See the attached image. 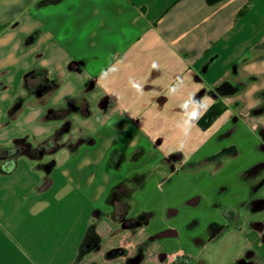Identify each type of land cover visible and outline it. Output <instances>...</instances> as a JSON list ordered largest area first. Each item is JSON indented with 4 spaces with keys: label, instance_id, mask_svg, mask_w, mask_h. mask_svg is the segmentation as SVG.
Instances as JSON below:
<instances>
[{
    "label": "crops",
    "instance_id": "crops-1",
    "mask_svg": "<svg viewBox=\"0 0 264 264\" xmlns=\"http://www.w3.org/2000/svg\"><path fill=\"white\" fill-rule=\"evenodd\" d=\"M34 70L56 83L41 104ZM0 85V151L67 126L0 157V264H264V0H0ZM121 183L149 214L133 230Z\"/></svg>",
    "mask_w": 264,
    "mask_h": 264
},
{
    "label": "trees",
    "instance_id": "trees-1",
    "mask_svg": "<svg viewBox=\"0 0 264 264\" xmlns=\"http://www.w3.org/2000/svg\"><path fill=\"white\" fill-rule=\"evenodd\" d=\"M208 4H213L220 0H205ZM23 84L25 88L30 91V93L34 97L35 104L43 103L51 93L56 89V83L49 80L43 70H34L26 73L23 76ZM0 85V89H1ZM231 89L229 86H222L219 88V92L221 94L229 92ZM20 108V104L17 103L12 111H16ZM75 105H69L65 108H59L49 111L43 118L44 119H53L59 118L70 111L74 110ZM224 107L220 103L212 104L197 120L196 124L202 131L207 130L212 123L218 118V116L222 113ZM85 113V111L83 112ZM67 126L61 127L58 131H56L53 135H51L48 139L38 144L36 147H31L29 143L23 140H16L14 144L0 151V157L7 158L10 164L14 163V160L21 155H28L30 157H39L43 154H48L54 152L58 147L57 141L61 134L66 131ZM264 138V135H263ZM84 140L79 139L73 146H78L82 144ZM132 160H136L138 155L134 154L131 156ZM123 161L122 156L117 155L116 153H111L109 156V164L111 166H117ZM8 168L7 170H11ZM49 169V168H48ZM131 193V189L127 187L125 184H118L112 187L107 196V203L112 207L111 219L119 222L123 228L126 229H135L143 224H145L149 219L148 213H142L137 217H129L128 210L129 205L126 203L124 198L128 197Z\"/></svg>",
    "mask_w": 264,
    "mask_h": 264
},
{
    "label": "rangeland",
    "instance_id": "rangeland-1",
    "mask_svg": "<svg viewBox=\"0 0 264 264\" xmlns=\"http://www.w3.org/2000/svg\"><path fill=\"white\" fill-rule=\"evenodd\" d=\"M260 195H261V196H264V188L262 189ZM249 219H250V214H247V213H243V212H242V218L240 219L241 222H242V225H241V227H239V228H241L242 232L245 231L246 224H247V222H248ZM112 220H113V219H112ZM113 221H114V222H117V221H115V220H113ZM132 230H133V229H132ZM239 243H240V242H239Z\"/></svg>",
    "mask_w": 264,
    "mask_h": 264
},
{
    "label": "built area",
    "instance_id": "built-area-1",
    "mask_svg": "<svg viewBox=\"0 0 264 264\" xmlns=\"http://www.w3.org/2000/svg\"><path fill=\"white\" fill-rule=\"evenodd\" d=\"M178 261L186 262V259H184V258H182V257H181V258H178V257L176 258V257H174L173 260H172L173 263H174V262H178ZM178 263H179V262H178Z\"/></svg>",
    "mask_w": 264,
    "mask_h": 264
}]
</instances>
